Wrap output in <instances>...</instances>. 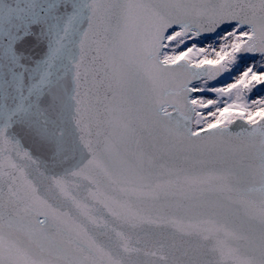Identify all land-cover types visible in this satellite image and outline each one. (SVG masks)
<instances>
[{
    "label": "snow or ice",
    "instance_id": "1",
    "mask_svg": "<svg viewBox=\"0 0 264 264\" xmlns=\"http://www.w3.org/2000/svg\"><path fill=\"white\" fill-rule=\"evenodd\" d=\"M0 264H264V0H0Z\"/></svg>",
    "mask_w": 264,
    "mask_h": 264
}]
</instances>
